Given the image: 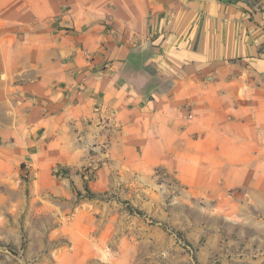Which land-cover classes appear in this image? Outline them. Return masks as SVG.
Returning <instances> with one entry per match:
<instances>
[{
	"label": "crops",
	"instance_id": "1",
	"mask_svg": "<svg viewBox=\"0 0 264 264\" xmlns=\"http://www.w3.org/2000/svg\"><path fill=\"white\" fill-rule=\"evenodd\" d=\"M262 36L226 0H0V159L264 185Z\"/></svg>",
	"mask_w": 264,
	"mask_h": 264
},
{
	"label": "rangeland",
	"instance_id": "2",
	"mask_svg": "<svg viewBox=\"0 0 264 264\" xmlns=\"http://www.w3.org/2000/svg\"><path fill=\"white\" fill-rule=\"evenodd\" d=\"M226 1L264 43V0ZM102 150L47 173L0 159V264H264V185H186Z\"/></svg>",
	"mask_w": 264,
	"mask_h": 264
},
{
	"label": "trees",
	"instance_id": "3",
	"mask_svg": "<svg viewBox=\"0 0 264 264\" xmlns=\"http://www.w3.org/2000/svg\"><path fill=\"white\" fill-rule=\"evenodd\" d=\"M89 189L87 188V191H88ZM79 192V191H78ZM79 194V193H78Z\"/></svg>",
	"mask_w": 264,
	"mask_h": 264
}]
</instances>
